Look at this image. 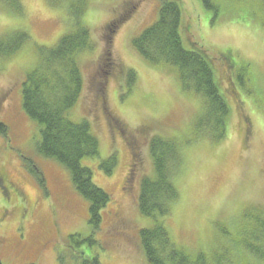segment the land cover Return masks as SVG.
Segmentation results:
<instances>
[{
    "label": "rangeland",
    "instance_id": "rangeland-1",
    "mask_svg": "<svg viewBox=\"0 0 264 264\" xmlns=\"http://www.w3.org/2000/svg\"><path fill=\"white\" fill-rule=\"evenodd\" d=\"M160 1L16 0L15 12L0 0V50L17 33L26 34L16 52L0 51V122L7 127L0 134V172L20 192L10 197L0 192V263L83 264L97 256L99 264H148L139 230L154 221L140 213L137 197L140 179L153 175L149 139L160 136L182 143V160L172 175L180 195L158 219L172 240L191 253L218 259L228 253L232 264H264L248 251L233 250L235 241L250 243L252 235H260L264 221V0H213L215 13L200 0L181 2L190 22L185 36L215 57L230 50L235 74L240 64L248 66L247 81L234 85L227 61H217L232 108L221 140L196 128L202 99L182 88L174 68L145 59L130 44L156 19ZM74 15L89 29L91 46L77 53L83 89L67 113L74 122L89 121L100 150L81 164L111 195L97 229L68 170L38 152L40 126L21 99L26 74L62 35L77 29ZM110 155L117 162L107 174L99 164Z\"/></svg>",
    "mask_w": 264,
    "mask_h": 264
},
{
    "label": "trees",
    "instance_id": "trees-1",
    "mask_svg": "<svg viewBox=\"0 0 264 264\" xmlns=\"http://www.w3.org/2000/svg\"><path fill=\"white\" fill-rule=\"evenodd\" d=\"M7 1L11 3V9L18 12L20 7L16 0ZM181 2L182 0H161L156 19L133 37L130 44L145 59L163 62L174 68L182 88L192 90L202 99V111L196 116L194 123L196 128L213 140H221L226 135L232 108L226 95L227 89L226 92L223 89L217 61H227L234 85V80L240 85L247 81L244 76L250 75L246 72L243 75V71L248 66L240 64L235 74L232 70L236 65L230 50L220 51L215 57L207 47L185 36L190 22L186 20ZM200 2L204 8L217 12L218 7L213 0ZM84 10L81 9L79 13ZM74 16L77 29L62 35L49 48L48 57L43 58L38 69L26 74L21 99L26 114L40 126L38 152L45 157L54 158L68 170L75 189L88 203L89 222L97 229L101 222V212L107 207L111 195L93 182L91 170L81 164L84 158L97 157L100 150L99 140L91 131L89 121L83 119L74 122L67 113L75 105L83 89L77 53L91 46L89 29L82 26L77 15ZM25 38V33H17L8 48L0 51L4 55H11L20 48ZM128 74L129 78L133 77L132 71ZM6 131V125L0 122V134H5ZM180 145L182 143L178 138L152 136L149 139L148 152L152 158L153 175L140 179L137 205L140 213L145 217H152L154 222L151 227L139 230L140 250L148 264H232V256L229 258L228 253L220 255L218 259L213 253L189 252L184 246L174 242L168 229L158 221L159 217L170 213L172 204L180 195L172 179L182 160ZM116 162L115 155H110L101 160L99 166L110 174ZM30 167L34 173L40 174L33 162H30ZM39 176L43 183L42 175ZM259 232L260 235L256 237L250 236V243L238 245L236 241L235 244L232 242L234 252L242 255L243 251H248L264 262V221L259 223ZM83 264H99L98 258H86Z\"/></svg>",
    "mask_w": 264,
    "mask_h": 264
},
{
    "label": "flooded vegetation",
    "instance_id": "flooded-vegetation-1",
    "mask_svg": "<svg viewBox=\"0 0 264 264\" xmlns=\"http://www.w3.org/2000/svg\"><path fill=\"white\" fill-rule=\"evenodd\" d=\"M0 192H2L6 197H10L12 195H20L18 188L15 187L12 184V182H10L7 179L6 175L1 172H0Z\"/></svg>",
    "mask_w": 264,
    "mask_h": 264
}]
</instances>
